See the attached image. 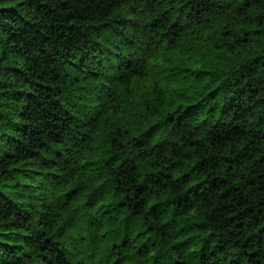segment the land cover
<instances>
[{"label": "trees", "instance_id": "trees-1", "mask_svg": "<svg viewBox=\"0 0 264 264\" xmlns=\"http://www.w3.org/2000/svg\"><path fill=\"white\" fill-rule=\"evenodd\" d=\"M0 264H264V0H0Z\"/></svg>", "mask_w": 264, "mask_h": 264}]
</instances>
